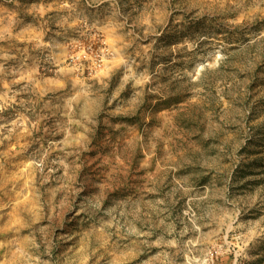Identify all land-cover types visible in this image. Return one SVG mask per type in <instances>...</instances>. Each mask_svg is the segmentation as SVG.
<instances>
[{"label":"rangeland","instance_id":"1","mask_svg":"<svg viewBox=\"0 0 264 264\" xmlns=\"http://www.w3.org/2000/svg\"><path fill=\"white\" fill-rule=\"evenodd\" d=\"M0 264H264V0H0Z\"/></svg>","mask_w":264,"mask_h":264}]
</instances>
